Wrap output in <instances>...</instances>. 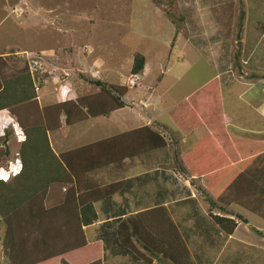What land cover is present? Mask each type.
Wrapping results in <instances>:
<instances>
[{
	"label": "rangeland",
	"instance_id": "obj_1",
	"mask_svg": "<svg viewBox=\"0 0 264 264\" xmlns=\"http://www.w3.org/2000/svg\"><path fill=\"white\" fill-rule=\"evenodd\" d=\"M241 2L244 9V2L251 6L247 8L251 19L248 17L246 28L254 20L264 23V0H0L2 47L10 55L24 58L20 68L5 63L6 68L2 66L1 73L8 75L28 66L26 58L32 53L38 54L40 71L46 79L37 90L39 108L67 99L98 95L101 89L90 84L88 79L128 88L125 106L106 116L100 115L72 126H65L64 116H61L59 128L48 133L51 147L59 154L63 149L137 126L157 129L164 135L166 146L127 158L122 167L109 164L92 170L86 177L98 184H106L131 176L128 182H132L138 179L136 175L143 174L140 178L144 185L131 187L132 195L141 198L144 194L141 192L148 189L152 192L170 188L178 192L177 197L169 198L167 203L172 215L179 212L180 220L182 214L178 208L181 206L186 209L189 204H193L190 207L202 205L205 209L196 189L203 184V178L186 175L180 164L200 133L207 132L200 126L184 135L176 127L174 110L183 100L206 83H216L224 119L230 124L228 132L251 137L257 142L264 141V107H259L264 104V47H260L264 39H257L256 34L260 33L257 30H253L247 39L242 36L236 39ZM9 6H14L11 13ZM245 41L248 49L255 41L259 43L258 48L247 50ZM136 52L141 53L145 61L141 72L135 75L130 68ZM235 53H239L238 57ZM20 54L22 57L18 56ZM2 123L5 126H1ZM2 123L0 134L8 130L9 157L2 158L0 173L18 160L16 150L19 147L12 130L19 127L18 123L14 120ZM155 166L159 167L157 172L161 170L164 175L158 174L159 178L157 176L158 180L153 184L150 179L156 173ZM48 192L46 205L61 201L59 184H52ZM144 200L145 203L149 201ZM175 202L180 205L177 207ZM233 206L230 207L233 213L237 210L248 220V224L243 226L241 223L234 234L258 243L248 245L257 258L251 257L250 260L255 261L249 262L244 255L230 254L229 244L224 245L220 240L213 257L220 256L224 250L217 264H235L237 259L241 264L256 261L264 264V220ZM97 208L101 211L99 206ZM234 215L231 217L237 219ZM113 220L108 221L109 224L117 226L119 222ZM180 224L184 229L191 228L189 223ZM256 227L263 228L260 237ZM3 229L1 223L0 236ZM100 229L104 230L103 227L96 230ZM106 230L111 231V228ZM105 240L111 241L106 237ZM197 256L189 254L192 263L197 264ZM152 263L157 261L153 259ZM0 264H8L1 248Z\"/></svg>",
	"mask_w": 264,
	"mask_h": 264
},
{
	"label": "trees",
	"instance_id": "obj_2",
	"mask_svg": "<svg viewBox=\"0 0 264 264\" xmlns=\"http://www.w3.org/2000/svg\"><path fill=\"white\" fill-rule=\"evenodd\" d=\"M244 17L241 2L237 40L241 38ZM144 61L141 53H134L131 73H140ZM44 80L40 69L32 72L24 66L0 83V110L7 109L25 134L18 147L19 172L6 181L0 179V224H4L0 248L8 264H102L99 243H89L83 228L97 221L94 203L119 191L125 181L98 184L86 174L109 164L119 167L127 158L166 146V139L157 129L143 125L57 154L48 133L59 128L61 116L65 126L106 116L125 106L128 88L88 79L101 89L98 95L39 108L37 90ZM216 90V83H206L175 108L173 121L184 135L200 126L207 129L206 135L181 158L180 165L186 175L205 180L204 186L196 187L205 211L224 233L231 235L237 226L231 217L233 205L264 220V142L250 144L245 150L237 145L227 131ZM7 138L8 130H4L0 135V162L9 157ZM52 184L65 186L63 197L60 202L46 205ZM115 239L146 264H194L164 206L121 219ZM153 259L157 263H152Z\"/></svg>",
	"mask_w": 264,
	"mask_h": 264
},
{
	"label": "crops",
	"instance_id": "obj_3",
	"mask_svg": "<svg viewBox=\"0 0 264 264\" xmlns=\"http://www.w3.org/2000/svg\"><path fill=\"white\" fill-rule=\"evenodd\" d=\"M244 3L246 4V5L244 4L245 5V17H244V23H243L241 36L244 37L245 39H247L248 35L253 30H257V31H260L259 34H256L257 39L259 41H261V39H264V23L261 20H254L246 28V21H247L248 17L251 19V16L249 14H247L248 12H250V10H248L247 8H249L251 6H250V3L249 4H247V2H244ZM12 7H14V6H11V7L9 6L10 13H11V11H13ZM212 23H213V21H212ZM55 24H56V21H55ZM214 26H213V28H215ZM216 29H218V28L216 27L215 30ZM256 41L253 43V46L251 48H249V49H251V51H253L254 48L255 49L258 48L257 45L259 43L256 44ZM246 44L247 43L245 41V48L247 50H249L247 48ZM2 46L3 45L0 42V83L2 82V80L4 78L7 77V75H5L4 73H1V67L3 66L4 68H6L5 63H8V64L12 63V64L16 65V67L20 68L21 64L24 61V58L20 59L17 56L10 55V52L7 51L6 49H3ZM260 47H264V42L261 43ZM22 51H24V50H22ZM15 52H18V51H14L13 53H15ZM20 52L21 51H19V53ZM18 56L22 57L21 54ZM259 107H261V108L264 107V104L259 105ZM224 115H225V113L223 111L222 117H223V120H224L226 126L228 127V126H230V124L228 125V122L224 119ZM8 120L9 121H13V120L15 121V117L13 115H11L7 109L0 110V121H1L0 123H2L3 121H8ZM146 123H148V121ZM134 128H136V127H134ZM198 129H199V127H198ZM240 130L242 131L241 127H240ZM206 133L207 132L203 130L200 133V137L198 139H196V141L201 139L202 136L205 135ZM230 134H231L233 139L237 140V145H239L240 147H243L244 150H245V147L249 146L250 144H254L255 142H257L251 137L246 138L248 136H237V135H234L232 133H230ZM237 137H241V138H237ZM259 142H264V141H259ZM194 143L192 144V146L194 145ZM17 145H19V143ZM64 150H66V149H63V151ZM123 162L125 163V160ZM122 165L119 167H122ZM158 168H159L158 166L154 167V172H156V173L153 174L151 176L152 178L150 179L153 182V184H155L157 182L156 180H158L157 179L158 174L163 173V171H161V170H159L157 172ZM139 174L135 176L138 179L132 180V182L131 181L128 182L129 179L132 178V176L124 178L123 180L125 181V183L119 191H117L116 193H114V194H112V195H110L104 199L96 201L94 203V207H95V210H96V213L98 216L97 221L94 222L93 224L83 228L86 240L89 243H94V242L99 243V245H100V256H101L102 264H117V263L118 264H139V263L140 264H146V263H144V261L134 258L132 256V254H128V252L125 249H123L122 246L118 242H116L115 233H114L115 229H116V225H114V224L110 225L108 221H112L114 219L113 221H116L114 223H118L121 219H123L125 217L135 215L137 212L143 211L145 209H148V208H151L154 206H164V208L166 209L167 213L170 216L171 221L177 227L179 234H180V237H181V240L183 241L186 248L188 249L189 254L192 257L199 255V256H197V260H198V262H196L197 264H217L219 262V258L223 254L224 250L221 253L217 252V253L221 254L220 256L217 257L215 255L213 257L214 248L218 247L220 244V243H217V242H219V240L224 245L229 244L227 249L228 248H229L228 250L231 249L230 254L236 252V253H239L240 255H244V259L248 260L249 262L256 260L257 255L255 253H253V250H250L248 245H250V244L253 245V244H258V243H256L255 241L244 240L243 238H240L241 235H236V234H234V232L231 235L224 233L223 230H221L207 216L206 212L204 211L205 209H202L203 208L202 205H199L196 207L195 206L190 207L189 205L193 206V204H189L186 206V209H184L183 206L179 207L178 211H180L182 214L180 216V220L178 219V217L180 215L179 212L176 213L175 215H172L171 211L168 209L167 201L169 200V198L177 197L176 195L178 192L176 193L174 190H171L170 188L167 191H157V189H156V190H153L152 192L148 189V190H145L146 192H141L144 190L140 191L141 193H144L141 196V198H137L136 196L134 197L132 195V192L130 191V188L134 187V186L138 187V184L141 186L144 185L143 179L140 178L141 175H143V174H141V175H139ZM162 175H164V174H162ZM158 178H159V176H158ZM204 181L205 180L203 179L202 180L203 184H201L203 186L205 184ZM59 186L61 187V191H62L61 198H62L65 186L60 185V184H59ZM167 188H168V186H167ZM48 195H50L49 192H48L47 196ZM192 197H196V196L193 195ZM144 199H146V200L149 199V201L145 203ZM198 202H199V200H198ZM175 204H177V207L180 205L176 202H175ZM50 205H52V204H50ZM97 206L100 207L101 211L98 210ZM234 214H235L234 216L237 217L236 228L241 223L243 224V226L248 224V220L246 218H244L240 214V212H237V210H236V212ZM175 218H176V220H175ZM238 218L242 219V220H239ZM185 222L189 223L191 228L184 229L183 224H180V223H185ZM99 224H101V225H99ZM99 227H103L104 230H101V229L96 230L97 228L99 229ZM106 228H111L112 232L110 230L107 231ZM256 229L257 230H255V231H257L259 233L263 230V228H261V227H256ZM261 234L262 233H260L258 236L260 237ZM105 237H106V239H110L111 241L106 242ZM223 246L221 245V248H223ZM103 247H104V251H103ZM196 248H199L198 251L196 250ZM105 256H107L108 258H106ZM251 257H255V260H250ZM237 260L235 261L236 262L235 264H241V261L237 262ZM257 263L261 264L262 262L256 261L254 264H257ZM221 264H225V262H221Z\"/></svg>",
	"mask_w": 264,
	"mask_h": 264
},
{
	"label": "built area",
	"instance_id": "obj_4",
	"mask_svg": "<svg viewBox=\"0 0 264 264\" xmlns=\"http://www.w3.org/2000/svg\"><path fill=\"white\" fill-rule=\"evenodd\" d=\"M38 56H39L38 54L32 53L31 56H28L26 58V64H28V66L32 72L37 71L38 69L41 68L40 64L38 62H36V58H39ZM35 89L36 90L38 89L37 86ZM14 133L17 136V140H23L25 137L23 131L19 127L14 128ZM19 167H20V164L15 165L13 168V172L15 173L16 171H18ZM1 173H2L1 176L3 178L7 177V175H8V172L2 171Z\"/></svg>",
	"mask_w": 264,
	"mask_h": 264
},
{
	"label": "clouds",
	"instance_id": "obj_5",
	"mask_svg": "<svg viewBox=\"0 0 264 264\" xmlns=\"http://www.w3.org/2000/svg\"><path fill=\"white\" fill-rule=\"evenodd\" d=\"M1 126H5V124L4 123H2L1 124ZM19 128L22 130V128L19 126ZM12 130H13V132H14V128H12ZM23 131V130H22ZM24 133V132H23ZM0 135H2V134H0ZM14 135H15V133H14ZM24 136H25V134H24ZM15 137H16V142L17 143H21V142H23L24 141V139H25V137H24V139L23 140H17V136L15 135ZM17 161H15L12 165H11V167L10 168H8V169H4L3 171L4 172H8V175H7V177H5V178H3L2 176H1V174L2 173H0V179L1 180H3V181H6V180H8V179H10V178H12L15 174H17L18 172H19V170H20V168H21V162H20V159H19V156H18V150H17ZM19 161V162H18ZM18 164H20V167H19V169H18V171H16L15 173L13 172V168H14V166L15 165H18ZM2 172V171H1Z\"/></svg>",
	"mask_w": 264,
	"mask_h": 264
}]
</instances>
